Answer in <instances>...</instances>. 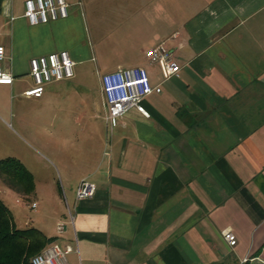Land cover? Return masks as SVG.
<instances>
[{"label": "crops", "instance_id": "crops-1", "mask_svg": "<svg viewBox=\"0 0 264 264\" xmlns=\"http://www.w3.org/2000/svg\"><path fill=\"white\" fill-rule=\"evenodd\" d=\"M64 1L65 17L29 25L23 0L19 12L0 0V67L11 74L0 84V114L33 101L50 111L35 127L60 140L37 152L59 186L35 183V227L71 247L64 264H264V0H77L79 13ZM83 9L96 48L111 42L100 59L111 65L97 64L98 77L140 65L160 88L141 102L147 117L131 108L104 138L100 130L101 147H92L98 130L85 114L75 118L84 121L77 137L56 124L66 100L55 91L87 87L75 67L90 59ZM157 46L171 50L176 74L162 78L144 57ZM59 50L73 60L72 76L23 95L33 85L29 58ZM97 90L105 111L99 80ZM81 179L94 192L77 200Z\"/></svg>", "mask_w": 264, "mask_h": 264}, {"label": "rangeland", "instance_id": "rangeland-1", "mask_svg": "<svg viewBox=\"0 0 264 264\" xmlns=\"http://www.w3.org/2000/svg\"><path fill=\"white\" fill-rule=\"evenodd\" d=\"M70 6L71 11L79 13V4H76L77 0H74ZM78 3V2H77ZM14 10L16 12L21 11L22 0H13ZM69 10L68 4L66 8ZM84 12V39L89 46V57L90 59L81 62L75 67L81 68L83 76L82 82L87 83L86 88H62L55 91V98L66 100L62 102L57 112L65 117L64 121L56 122L61 124L63 127L69 126L72 137L81 135L83 127V119L75 120L79 115L87 116V126L93 125L98 130V135L94 136L91 144L92 147H101L104 144V139H100L99 131L102 130L103 136L108 135V128H106L103 121V113L101 107L100 95L98 93V74L95 70L96 65L109 67L110 62H102L100 59H107V57H101L102 51L107 54L110 51L109 47L111 42L108 41L105 48L97 49L96 35H94V25L85 24V17L87 18L86 10ZM111 28V22L109 21L107 26ZM157 66V65H156ZM73 66V69H75ZM45 94V92H44ZM60 97V98H58ZM59 106L57 105V108ZM48 114L49 110L42 108L41 105L35 104V102H22L20 110H16L15 107L12 109V114H0V159L5 157H13L16 159L32 178L33 188L26 194L16 193L9 189L0 179V200L5 204L11 213L13 222L16 227L22 228L25 226L35 227V207L30 208V203H35V183L40 191L43 186V182L52 183L58 176L55 169L43 160L38 158V153L43 151L45 148L49 149V146H58L60 140L54 136V133H50L52 129L43 130L35 127V118L38 114ZM67 116L71 117V120L67 119ZM98 122V125H96ZM57 135V134H56ZM99 140V141H98ZM71 141V140H70ZM47 142V143H46ZM72 143H76V139H72ZM45 144V145H42ZM42 147V148H41ZM36 181V182H35ZM59 186V181H58ZM13 191V192H12Z\"/></svg>", "mask_w": 264, "mask_h": 264}, {"label": "built area", "instance_id": "built-area-1", "mask_svg": "<svg viewBox=\"0 0 264 264\" xmlns=\"http://www.w3.org/2000/svg\"><path fill=\"white\" fill-rule=\"evenodd\" d=\"M67 3L64 0H23V17L29 25L45 23L49 20L63 18L67 14ZM4 50L0 45V61L3 59ZM144 57L148 62L156 63L162 78H168L176 74L178 65L172 58L171 50H165L160 46L144 51ZM74 62L65 50L49 52L29 58L28 71L33 85L23 91L25 96H40L43 85L51 81L66 79L72 76ZM11 74L0 67V84H10ZM100 90L103 97L105 126L111 128L116 119L129 109H135L141 115L147 117L148 113L141 102L150 93H159L157 84L151 85L143 66L131 65L117 67L114 70L99 75ZM94 192V185L81 179L74 191L75 199L90 197ZM30 208L35 203H30ZM62 224L56 225L60 231ZM221 236L226 243L233 247L235 236L229 229L221 230ZM71 250L69 245L64 247L56 243H50L34 254L30 264H64L65 254Z\"/></svg>", "mask_w": 264, "mask_h": 264}, {"label": "trees", "instance_id": "trees-1", "mask_svg": "<svg viewBox=\"0 0 264 264\" xmlns=\"http://www.w3.org/2000/svg\"><path fill=\"white\" fill-rule=\"evenodd\" d=\"M0 179L16 193L26 194L33 188L31 175L13 157L0 159ZM52 240L34 226L16 227L0 200V264H30V258Z\"/></svg>", "mask_w": 264, "mask_h": 264}]
</instances>
